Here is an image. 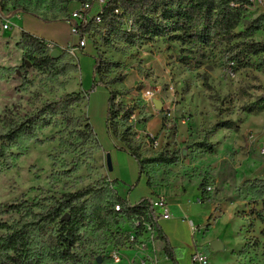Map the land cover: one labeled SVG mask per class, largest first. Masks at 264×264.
<instances>
[{"label":"rangeland","instance_id":"rangeland-1","mask_svg":"<svg viewBox=\"0 0 264 264\" xmlns=\"http://www.w3.org/2000/svg\"><path fill=\"white\" fill-rule=\"evenodd\" d=\"M251 3L236 33L264 14V0ZM77 8V0H0V67L11 70L0 82V117L32 115L78 93L84 99L59 116L56 127L38 134L41 144L29 143L24 155L0 174V206L24 200L36 204L34 211L41 213L64 194L92 188L89 212L116 195L130 196L134 202L146 194L149 199L163 197L176 212L178 199L168 189L175 188L190 197L188 210L182 213L180 208L179 216L193 222L194 240L209 253L212 264L230 260V250L236 264H264L263 226L250 216L261 207L245 191L247 182H264V55L252 58L251 66L237 73L230 71L219 51L199 67H185L178 61V44L156 40L131 46L116 38L107 44L105 31L93 26L79 64L63 52L53 63L44 64L48 50L37 40L59 51L76 41L64 19ZM5 24L11 28L4 30ZM24 28L37 40H21ZM123 28L129 31L130 25L125 22ZM247 40L264 43V32ZM90 53L103 63L95 88ZM26 54L34 61L23 66ZM109 91L117 94L116 103L131 117L113 118L107 134ZM166 112L167 123L159 122ZM223 121L234 122L238 129L208 135ZM89 124L97 140L89 134ZM146 132L160 134L156 149L147 143ZM109 135L117 147L141 160L161 155L174 161L145 163L139 183L138 172L131 169L134 187L111 184L101 152L111 147ZM202 141L214 145V151L199 149L197 143ZM118 163L126 174L127 168ZM206 214L209 219L199 223ZM0 219L11 224L19 216ZM57 229V225L46 227L34 240L43 264H167L163 245L148 224L140 227L118 218V225L109 231L89 226L81 231L73 250L75 261L69 263L52 256ZM214 240L225 249L213 252L208 244Z\"/></svg>","mask_w":264,"mask_h":264},{"label":"trees","instance_id":"trees-1","mask_svg":"<svg viewBox=\"0 0 264 264\" xmlns=\"http://www.w3.org/2000/svg\"><path fill=\"white\" fill-rule=\"evenodd\" d=\"M77 1L78 4L92 2ZM251 6V0H107L101 13L82 29L81 35L90 33L92 27L97 26L105 31L104 40L107 44L112 38L131 46L136 43L149 44L156 40H161L165 44H178L181 48L178 61L185 67H199L209 55L219 51L224 53L230 71L237 73L249 68L252 58L264 55V43L247 40L257 32H264V14L250 22L243 31L236 33ZM125 22L130 25L129 31L123 28ZM23 34L21 40H37ZM27 60L34 61L31 55L26 54L23 66L27 65ZM94 60L93 88L97 86L95 77L101 72L103 65L99 57H94ZM54 61L49 55L42 59L44 64ZM10 71L0 67V82ZM108 93L107 134L111 132L113 118L121 114L127 120L131 117V112L124 111L116 103L117 94L110 91ZM83 101L81 94L78 93L69 95L59 102L47 104L32 115L27 114L19 118L7 115L0 117V174L24 155L29 143L41 144L38 134L42 130L56 127L59 116L66 113L74 104ZM86 128L97 140L91 125H86ZM237 129L234 122L223 121L211 127L208 135L220 130ZM197 147L208 153H212L215 148L206 141L197 143ZM115 148L135 159L139 175H142L145 163L170 164L174 161L161 155L151 160H141L135 154L117 146ZM245 187L247 194L261 207L260 210H252L250 216L255 217L263 226L260 235L264 238V182H247ZM93 192L92 188H87L76 193L64 194L51 208L41 213L34 211L36 204H28L24 200L0 206V217L11 214L19 216V219L13 220L11 224L0 219V264H43V258L35 252L34 240L39 231L52 225L58 226V240L52 256L62 258L68 263L75 261L73 250L79 241L81 231L89 226H93L97 231H109L118 225V218L127 221L139 220L140 227L144 223L149 224L163 245L162 252L166 259L171 264H178L181 252L170 246L153 217L151 199H141L139 203L131 205L126 199L116 195L112 201L97 205L89 212L88 198ZM207 198L205 195L203 199ZM118 206L120 211H115V207Z\"/></svg>","mask_w":264,"mask_h":264},{"label":"crops","instance_id":"crops-1","mask_svg":"<svg viewBox=\"0 0 264 264\" xmlns=\"http://www.w3.org/2000/svg\"><path fill=\"white\" fill-rule=\"evenodd\" d=\"M18 19L21 20V17ZM22 32L33 37V38H35V36L33 34H31L32 32L27 30V28H24L22 30ZM82 53L86 54L84 49H83V51H81V52L78 51V53H77L78 56H76L77 58H75L77 64H79L80 60L84 59V57H82V56H84ZM81 54H82V56H81ZM87 55H89V57H93L91 53L87 54ZM91 62H92V65L95 64L94 57H93V59L91 58ZM159 122L162 123L163 122L162 119H160ZM146 133L152 134L151 132H146ZM159 133L160 134L162 133V128L159 129ZM156 135H158V134H156ZM109 138L111 140V147L106 151L101 149V152H103L105 155L107 153H110V156L112 157V161L114 163V164L112 163L113 171L111 173H108L109 179L114 180L116 183L121 184L123 187H125L127 189H128V187H130V188L134 187L137 183H139V181L141 179V175H139V168H138L137 162L135 161V159L133 157H131L126 152L118 151L115 148L117 145L113 142V139L111 137H109ZM118 161L122 162L124 164V166L127 168V170L125 171L126 174H123L122 169H121V165H120V163H118ZM115 163H116V166H115ZM128 166H129V168H128ZM131 169L138 172V180H137L138 182L134 186H133V183H134L136 177L134 174L132 175ZM145 184L147 186V181L145 182ZM165 188H167V187H165ZM168 189L171 190V193L177 197L178 200H177L176 208L178 207L179 209H177V211L175 212L174 210L172 211L171 208L168 206L169 211L172 215V218L170 220H159L157 223H158L159 227L161 228L162 232L167 237L170 246L181 252L180 258L178 259V264H193L191 262V256H192L193 252L197 249H201L203 251V249L198 248L199 245L194 240V234H193V231L191 230V227L189 224L190 221L183 220L179 216L180 215V208H181L182 213H184L188 210L187 206L191 204L189 201L190 197L187 194H183L181 191H178L175 188H173V189L168 188ZM148 195L149 194H146L145 196H141V198L134 200V202L129 201L130 196L129 197L120 196V195L119 196L123 197L122 199H126L131 205H135V204L139 203V201L141 199H146V198L149 199L150 196H148ZM191 200H192V198H191ZM174 213H176V215ZM209 216H210V214L209 215L206 214L204 216V218L202 220H200L199 223H202L203 221H207V219H209ZM207 244H205V245H207ZM224 249H225V247H224ZM215 253H219V252H215ZM228 253L230 254L231 259L230 260L228 259L227 262H222L221 264H236L234 259H233V252H231V250H230ZM205 254L208 257V264H212L211 263V257L209 256V253L205 252ZM167 264H171V262H169L167 260Z\"/></svg>","mask_w":264,"mask_h":264},{"label":"built area","instance_id":"built-area-1","mask_svg":"<svg viewBox=\"0 0 264 264\" xmlns=\"http://www.w3.org/2000/svg\"><path fill=\"white\" fill-rule=\"evenodd\" d=\"M89 1V0H88ZM107 0H92L91 4L88 3H82L78 4V8L72 11L65 19L64 21L69 27L70 34L77 38L74 42H68L66 48L64 50H57L58 52L66 53L74 58H76V54L78 53L79 49H84L87 38L89 33L81 35L82 29H85L89 22L96 18L102 11L103 7L106 5ZM95 11V12H94ZM11 27L7 24L3 26L4 30H9ZM39 43L43 44L45 48L48 50V54L52 50H56L52 47L50 43H46L42 40H38ZM152 97V94L149 96ZM162 121L167 123L169 114L166 112L162 115ZM165 120V121H164ZM163 132V130H162ZM159 135H152L147 134L146 135V141L147 143H151V147L153 149H156L159 145ZM108 182L111 184H114V180L107 179ZM211 188H207V191H210ZM151 210L153 217L158 222L159 220H170L172 218V215L169 211V207L163 197H157L155 199H151ZM115 211H120V207H115ZM133 222L137 223L138 226H140L139 220H133ZM147 223L142 224L145 225ZM191 230L193 231V223L189 222ZM149 225V224H148ZM150 226V225H149ZM191 262L193 264H208V257L205 254L204 251L201 249H197L193 252L191 256Z\"/></svg>","mask_w":264,"mask_h":264},{"label":"water","instance_id":"water-1","mask_svg":"<svg viewBox=\"0 0 264 264\" xmlns=\"http://www.w3.org/2000/svg\"><path fill=\"white\" fill-rule=\"evenodd\" d=\"M49 56L56 60L60 57V53L57 51V50H52L49 54ZM156 108L157 109H160L161 107V104L159 102H156ZM105 165H106V169H107V172L108 173H111L113 171V167H112V164H111V159H110V156L109 154H106L105 155ZM208 247L213 251V252H220V251H223L224 250V245L221 241L219 240H214V241H211L209 244H208Z\"/></svg>","mask_w":264,"mask_h":264}]
</instances>
